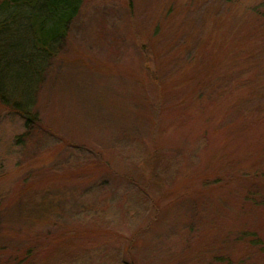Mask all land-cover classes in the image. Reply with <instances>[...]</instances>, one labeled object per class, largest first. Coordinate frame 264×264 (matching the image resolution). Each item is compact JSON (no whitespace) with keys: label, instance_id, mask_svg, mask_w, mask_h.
I'll return each instance as SVG.
<instances>
[{"label":"rangeland","instance_id":"rangeland-1","mask_svg":"<svg viewBox=\"0 0 264 264\" xmlns=\"http://www.w3.org/2000/svg\"><path fill=\"white\" fill-rule=\"evenodd\" d=\"M27 75L0 69L35 101H0V264H264V0H87Z\"/></svg>","mask_w":264,"mask_h":264},{"label":"trees","instance_id":"trees-1","mask_svg":"<svg viewBox=\"0 0 264 264\" xmlns=\"http://www.w3.org/2000/svg\"><path fill=\"white\" fill-rule=\"evenodd\" d=\"M86 2L0 0V69L19 68L41 85L52 62L64 52L72 23ZM0 101L29 118L28 124L33 121L31 111L35 101L30 104L27 101H12L4 95L0 96Z\"/></svg>","mask_w":264,"mask_h":264}]
</instances>
